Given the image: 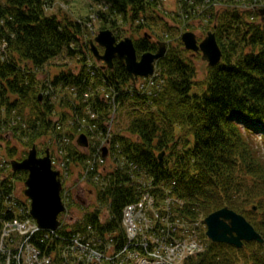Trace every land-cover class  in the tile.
Listing matches in <instances>:
<instances>
[{"label":"trees","instance_id":"1","mask_svg":"<svg viewBox=\"0 0 264 264\" xmlns=\"http://www.w3.org/2000/svg\"><path fill=\"white\" fill-rule=\"evenodd\" d=\"M92 1L110 10L109 14H98V18L108 24L102 29L113 33L118 29V17L135 23L141 19L153 21L158 15L155 1L151 0ZM193 1L195 4L190 5L191 1L186 0L184 6L188 20L196 17L202 5L210 7L215 2L223 5L208 14L222 51V61L208 67L202 85L195 80L194 54L181 42L170 47L158 61L157 73L163 84L153 90L152 97L129 92L133 87L131 78L125 63L117 59L112 69L101 66L95 78L85 66L78 74L62 70L49 84L55 92L66 91L58 93L59 97L65 95L60 104L64 111L58 112L59 122L70 117L74 124L70 126L72 130L63 134L53 118L57 106L50 95L41 96L38 90L49 86L40 84L34 70L42 69L59 56L77 57L84 55L85 50L91 54L89 43L81 41L84 28L77 21L47 15L46 0H7L0 4V126H7L5 117H8L12 120L9 128L15 135L29 138V146L49 132L57 137V142L71 141L83 124L88 125L87 131L79 134L90 137L89 128H97L96 134H105V120L113 115V108H108L99 96L92 98L91 104L85 102V92L100 85L114 89L120 105L115 112L116 130L111 136L113 165L117 169H110L107 177L101 176L100 187L95 186L98 204L94 210L82 214L71 227L72 231L61 229L46 243H41L44 232L31 238V244L41 253L60 252L72 234L80 230L94 245L99 244L97 238L104 237V233L118 237L119 249L124 243V209L134 204L143 191L165 199L167 194L161 189V182L175 183L176 196L185 202L184 207L175 208L181 219L194 221L197 213L206 217L229 207L243 215L264 239V159L259 155L264 143V23L256 12L263 0H253L257 6L243 4L242 0ZM252 6L255 8L249 9ZM148 10H152L151 17L146 14ZM133 41L138 56L158 49L149 34ZM85 63L83 60L82 65L86 67L90 64ZM90 85L94 87L90 89ZM88 104L97 119L88 113ZM123 113L129 122L124 129L128 136L118 129L123 126ZM3 114H6L4 119ZM96 149L93 147L91 153L82 154L73 142L67 145L66 159L84 164ZM164 151L160 161L158 155ZM17 159L21 161L24 157ZM14 177L24 181L27 172H11L7 177H0V227L18 213L10 200ZM103 207L107 208L108 217L102 225ZM187 264H264V243L246 242L238 249L208 241L206 250Z\"/></svg>","mask_w":264,"mask_h":264},{"label":"rangeland","instance_id":"2","mask_svg":"<svg viewBox=\"0 0 264 264\" xmlns=\"http://www.w3.org/2000/svg\"><path fill=\"white\" fill-rule=\"evenodd\" d=\"M6 1L7 0H0V4H5ZM46 1H47V5H46L47 15L56 16L59 20L68 18L70 20H74L82 24L84 28V34L82 36L81 41L83 43L88 42L90 45L91 42L95 41V37H97V35L101 31L109 30V29H102L104 25L108 26V24L104 23L102 20L98 18L99 17L98 14L100 13L109 14L110 10L107 8V6L103 4L93 2L92 0H46ZM190 1H191L190 5H192V3L195 4L193 0H190ZM151 2L155 3V7L158 10L157 18L153 21L143 22V19H141L140 21H136L135 23H133V22L122 21L120 17L117 18L116 25L118 29H116L114 33L120 37L118 41H122L126 38H130L133 40L135 38L136 39L141 38L145 34H149L152 37V40L155 41L156 43L159 41L161 43H164L166 47V51H167L170 47H173V46L176 47L177 43L181 42V36L186 32H192L193 34H195L199 42L203 41L207 37L208 33L210 32L215 33L213 29L211 28L212 25H210L211 16H208V14L211 15V13H215L216 10H218L219 7H221L222 3L215 2L213 4H209L210 7L214 6V8L212 7L210 8L209 6L204 7L202 5L200 9H197L200 11L196 15V17L193 18L192 20H188L187 17H185L184 15V6L186 4V0L185 1L183 0H151ZM207 3L208 2H205V4ZM242 3L243 4L246 3L247 5L256 4V2L253 0H250V2L249 1L247 2L246 0H242ZM259 5L260 6L264 5V0L261 1ZM259 5L258 6L257 4L255 5L257 6L256 7L257 13L259 12V10L264 9V8L259 7ZM255 6H252L249 9L255 8ZM146 12H147L146 14H149L151 17L152 10H148ZM188 18H191V16H189ZM109 24H110L109 26H112V23L109 22ZM119 27L121 29H119ZM84 52H85L84 55L77 56V57L59 56L53 59L51 62L47 63L42 69L34 70L37 73V78L39 79L40 84L42 86L43 84H48L49 86L48 89L46 88L44 89L43 87H40L38 90H41L39 92L41 93V96L50 95L53 103L55 104V106H57L56 113L55 115H53V118L55 122H57V125L59 126V129L62 132V134L72 130L70 126L74 124L73 123L74 121L73 119L68 117L64 119L63 122L62 121L59 122L61 118L58 112H61L63 110L60 104L62 102V99L65 100L64 98L65 95L62 93V95L64 96L59 97L60 95L58 93L65 91V89L57 90V92L53 91L49 84L50 79L56 73L62 70H72L76 74H78L77 72L81 71L83 66H85L84 69L86 70L87 68L86 65H82L83 60H86V63H90L89 65H98V66H93L94 72L93 74H91V76L95 78L97 74L99 73L98 70L101 67L102 63H99L95 59L93 60L91 57L93 56L92 53L90 54L86 50ZM192 59L194 60V64L197 70V75H196L195 80L199 83V85H202L203 80H205L208 74L207 71H208L209 66L207 62L202 59L201 54L192 56ZM156 69H157V64H156ZM147 84L149 86L153 85V83L151 82L150 83L147 82ZM93 87L94 85H90V89H92ZM196 88L197 90H200L199 88L201 87H196ZM111 92H112L111 89L105 90L100 85V86H97L95 90H90L89 92H85L83 94V98H85V102H88L91 104L90 100L92 98H96L97 96L104 97V99H110L112 97L110 95ZM87 107H88V111H90L89 104L87 105ZM5 115L6 114H3V116L1 117H3L4 119ZM123 116H124L122 118L123 123H121L123 124V126L118 128L119 130H122V131L125 129L126 126H128V123H129L127 119L125 118L126 115H124V113H123ZM5 120H6L5 123H7V126H4V125L0 126V127H4L2 128V130H0V174L9 175L12 172V168H11L12 162L20 161L17 159L18 157L26 158L28 153L30 152V150L32 149L34 145H37L38 155L41 157L46 155V151L48 149L51 153V157L53 159L55 170H59L63 175L62 177L67 182V190H66L65 197L68 200L67 203L71 206H70V215L68 218L66 217V219L69 220L71 218H74V223H75L77 222V219L79 218V216H82L84 212L89 211V210L90 211L94 210L95 206L98 204L97 191H96L95 186H93L95 184L94 183L88 184V182H83V180H81L80 181L81 183H79L80 175L77 174L78 171L83 170L84 175H85L91 167V161L85 159L84 165L79 168L72 166L74 164L73 162L64 161L65 154H67V149L64 152V148L65 146H67L66 144H70L73 142L77 144L76 140H78L79 138V133L87 131L86 127L88 125L83 124V127L78 128L76 137L73 138L71 141L62 140L61 142L59 141L57 142V137L54 136L53 133L49 132V134H47L44 138L37 140L36 141L37 143L29 146L28 145L30 143L29 138H27L26 136L20 137L19 135H15V133L8 126V124L11 123L12 120H10L8 117L7 118L5 117ZM115 130H116V126H114V131ZM126 135L128 136L127 132H126ZM104 136H106V134ZM63 137H65L66 139L68 138L67 135H64ZM96 137H93V139L101 143L103 139H100V137H97L99 139L97 140ZM13 149H15V152H13ZM260 150L261 151L259 155L261 159H264V143L261 144ZM97 151L98 149H96V155H97ZM111 160L114 161L113 157L111 158ZM73 171L76 172V175L73 173ZM88 176L91 177V175H88ZM18 177L22 178L21 175H18ZM18 177H16L17 179L15 177L14 179H12L14 181V191L13 192L16 198L19 197L21 201L26 202V204L28 205L27 198H25V195H24L25 180L19 181ZM88 179L89 178H87V180ZM91 180L93 181L92 178ZM142 194L144 193L142 192ZM77 195L81 196L82 198L81 201L85 204V206L80 207L78 204L75 203L74 197H77ZM141 200H142L141 204H143L144 202V206L142 207L141 205L140 207L139 205V207L137 208L138 209L137 215H134L133 213L131 217L129 216L125 217L129 222L133 221L136 227V231L131 230V233H130L129 227L126 224L127 226H126L125 234L130 243L133 241H135L136 243H141V244L145 243V241L149 239L148 236L153 234L152 230L155 229V227L158 226L159 228H163V226L166 225L167 220L161 219L160 214L162 212L161 209H165L163 205L165 206V203L167 204V201L162 202L161 200L154 199V201L152 202L151 201L152 199L146 196L145 197L143 196ZM174 202L175 200H172L171 203H174ZM177 203L179 206L185 205V202H182V201L177 202ZM240 205L242 204L240 203ZM5 206L6 207L9 206L7 201H6ZM251 206H249L248 208L249 210H252ZM144 208L145 210H143ZM22 209L23 210L19 212L20 214L16 218L20 222H29V223H26L27 229H29L30 227L34 226V223L32 219L27 216L25 206H22ZM152 209L155 210L157 218H152V220H150L149 218H145L141 224V221H142L141 216L143 215L142 213H144L146 216V214L148 215V213L152 212ZM102 212L104 215L103 218L108 217V212H107L106 207L102 208ZM254 212H256V209L254 210ZM206 217H204V214L197 213V216L194 217V221L180 219L179 221H177V224H175L176 227L178 228H181V227L189 228L190 230L192 231L194 230L195 232L200 234V235H196V237L198 238V241L196 240L197 238H192L187 241H184L186 242V245L184 244L182 245L187 247L184 254H191V251L193 253L196 245H199V250L202 249L203 247L204 248L207 247V243L205 242V237H204V232L206 231V227L203 225V220ZM168 219H169V216H168ZM131 225L133 226V224H130V226ZM7 229L9 228L6 226L0 227V246H2V248H0V264H7L8 261L10 260L12 264L13 261L15 260V256H17L19 253L21 254L20 255L21 259L25 260V263L21 262V264H49L47 260L42 259L45 256V254L43 253L39 252V255L37 257L38 259H36V255H37V253L35 252L36 250L27 241L28 234L25 235L17 230H13L12 232H10V234H8ZM51 235H54V234H51ZM49 239L50 237L46 236L42 240L41 243H46L49 241ZM97 239L102 241V238H97ZM100 241H99V244L95 246L96 248H98L99 251L95 250L96 248L94 247V245L90 243L91 248H95L94 251L96 253L90 252L87 254V252H84V255H83L85 257L84 263L76 262L74 264H113L114 263L113 260L121 261L124 255L117 256L120 251L117 249L116 246L113 247L109 243H106V245H104ZM194 241H196L197 243L195 244ZM176 248H181V247H176ZM182 248H185V247H182ZM115 250L117 251V253L114 252ZM180 250L181 249L178 250V255H179V252L182 254V251ZM162 252H163L162 254L166 255V253H168V248H165V250H162ZM127 253H129V251H127ZM127 253H126L127 264H128V261L130 262L132 261V263L139 264V261L134 260V258H136L135 255H131ZM137 253L139 252H133V254H137ZM67 254L72 255V253H67ZM184 257L185 255L179 256L176 259L183 261ZM86 258H87V261H86ZM192 258H194V256H187L184 260L185 262L184 264H187ZM30 261H34V262H30ZM50 264H52V261Z\"/></svg>","mask_w":264,"mask_h":264},{"label":"water","instance_id":"3","mask_svg":"<svg viewBox=\"0 0 264 264\" xmlns=\"http://www.w3.org/2000/svg\"><path fill=\"white\" fill-rule=\"evenodd\" d=\"M259 16L264 23V9L259 10ZM181 40L188 51L201 52L202 59L210 67L217 66L222 60V51L218 45L215 33H208L207 37L198 42L192 32H186ZM99 47L104 49L100 53ZM156 53H144L140 58L134 42L126 38L120 42L110 30L101 31L94 42H91V50L99 62H104L106 67L113 68V62L118 59L125 63L128 75L136 82L139 77H149L155 72V63L164 58L166 47L164 43H158ZM105 67V68H106ZM77 144L80 147H88V138L81 135ZM164 153L159 156L163 159ZM104 157L107 150H104ZM14 171H27L25 182V196L31 201L30 214L42 230L55 231L60 226L59 216L66 211L61 197L62 184L60 173L53 170L50 151L47 149L45 157H38L36 146H33L28 156L21 162H13ZM207 237L215 243H223L242 248L244 242L263 243L264 239L255 228L243 217L233 210L225 207L210 214L205 220Z\"/></svg>","mask_w":264,"mask_h":264},{"label":"built area","instance_id":"4","mask_svg":"<svg viewBox=\"0 0 264 264\" xmlns=\"http://www.w3.org/2000/svg\"><path fill=\"white\" fill-rule=\"evenodd\" d=\"M87 174L88 173L85 174V176L83 177V180H85ZM143 196L150 197L152 199L151 201L152 202L154 201V198L149 193H146ZM141 201L142 200L140 199L138 203L127 206L125 209V217L127 216L131 217L133 213L134 215H137L138 213L137 208L139 207V205L140 207L141 205L142 207L144 206V202L143 204H141ZM163 207L166 210L161 209L162 210L161 214L163 215L160 214V217L161 219L167 220L166 225L163 226V228H159L158 226L155 227V229L152 230L153 234L148 236L149 239L145 241V243L141 244V243H136L135 241L130 243L128 241L129 242L128 245L126 244L125 247H123V249L120 250L117 256L126 255L127 251H129V253L127 254L135 255L136 258H134V260L139 261V264H180L181 262H182L181 264H184L185 263L184 260L187 256L196 255L204 250V247L199 250V245H196L193 253L191 251V254H184L185 250L187 249V247L184 246L186 245V242L184 241H187L192 238H197L196 237L197 234H195L196 232L190 230L189 228L176 227L175 224H177V221L179 220L172 221L173 216L171 215L170 209L167 207L166 204ZM143 210H145V208ZM142 214L143 215L141 216V220H142L141 224L145 218H149L150 220H152V218H157L156 212L153 209H152V212L148 213V215L146 214V216L144 213ZM168 216H169V219H168ZM26 223H29V222H20L19 220H14L13 222H9L5 224V226L9 228L7 229L8 234H10V232H12L13 230H17L25 235L28 234L27 241L30 245H32L30 242L31 237L35 235L37 232H39V228L34 224V226L27 229ZM124 224H125V227L128 225L130 233H131V230L136 231V227L133 221L129 222L125 218ZM130 224H133V226L132 225L130 226ZM196 240L198 241V238ZM90 243L91 242L87 240L85 237L81 236V234L74 235L71 237L69 244L66 246V249L68 250L67 253H72L71 256L73 257V260L75 262L84 263V259H85V257L83 256L84 252H87V254L90 252H95L94 251L95 248H91ZM194 243L196 244L197 242L194 241ZM32 246L36 250L35 251L37 253L36 259H38L37 257L40 251L34 245ZM176 247H181V248H176ZM182 247H185V248H182ZM0 248H2V246H0ZM165 248H168V253H166V255L162 254L163 253L162 250H165ZM179 249H181L180 251H182V254L179 252V255H178ZM95 250H98V249H95ZM133 252H139V253L133 254ZM20 255L21 254L19 253L17 256H15V260H14L15 264H21V262L25 263V260H22ZM183 255H185L183 261L176 259L177 257L183 256ZM42 259L47 260L49 264L51 263V260L48 258L43 257ZM86 261H87V258H86ZM30 262H34V261H30ZM126 262L127 261H123V263H126ZM7 264H11V260L8 261Z\"/></svg>","mask_w":264,"mask_h":264},{"label":"flooded vegetation","instance_id":"5","mask_svg":"<svg viewBox=\"0 0 264 264\" xmlns=\"http://www.w3.org/2000/svg\"><path fill=\"white\" fill-rule=\"evenodd\" d=\"M41 157V156H40ZM27 176H28V173H27ZM27 178V177H26ZM79 197H81L80 195H79Z\"/></svg>","mask_w":264,"mask_h":264}]
</instances>
